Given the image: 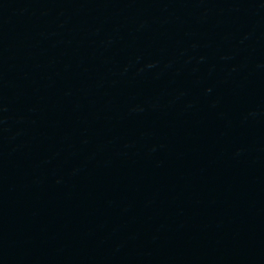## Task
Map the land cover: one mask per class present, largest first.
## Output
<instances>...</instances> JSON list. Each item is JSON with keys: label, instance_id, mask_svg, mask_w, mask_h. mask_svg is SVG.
Instances as JSON below:
<instances>
[{"label": "water", "instance_id": "95a60500", "mask_svg": "<svg viewBox=\"0 0 264 264\" xmlns=\"http://www.w3.org/2000/svg\"><path fill=\"white\" fill-rule=\"evenodd\" d=\"M0 264H264V0H0Z\"/></svg>", "mask_w": 264, "mask_h": 264}]
</instances>
